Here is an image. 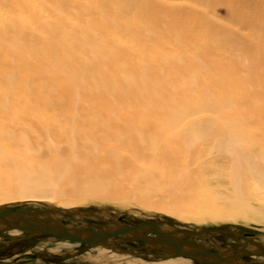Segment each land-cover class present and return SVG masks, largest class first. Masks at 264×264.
I'll use <instances>...</instances> for the list:
<instances>
[{
  "label": "bare ground",
  "instance_id": "1",
  "mask_svg": "<svg viewBox=\"0 0 264 264\" xmlns=\"http://www.w3.org/2000/svg\"><path fill=\"white\" fill-rule=\"evenodd\" d=\"M112 197L264 209V0H0V203Z\"/></svg>",
  "mask_w": 264,
  "mask_h": 264
},
{
  "label": "rangeland",
  "instance_id": "2",
  "mask_svg": "<svg viewBox=\"0 0 264 264\" xmlns=\"http://www.w3.org/2000/svg\"><path fill=\"white\" fill-rule=\"evenodd\" d=\"M72 9L75 10L74 7ZM87 199L82 200L83 202H72L67 199L54 202L45 198L39 200L15 199L1 202L0 209L47 208L51 205L68 208L79 207L93 210L105 219H117L129 225L153 222L167 228L189 231L202 228H228L264 242V209L262 210L263 204L259 199L249 198L245 205L238 204L234 208L231 205H222L223 208L232 210L230 213H233V216L228 219L210 218L196 214L176 216L152 206H143L132 199L123 197ZM239 211L246 212V216L239 214ZM73 217L65 219L68 223H75L88 228L91 227L90 223L102 224L93 218L83 219L78 215ZM200 241L212 249L246 247L244 241L230 235L208 234ZM116 243H119L123 248H133L140 245L121 241H116ZM184 259L183 257H169L164 253L146 255L116 253L104 247L89 248L84 244L48 236H26L19 230L0 233V264H197L192 260ZM244 262L246 264H260L263 259L247 258L244 259Z\"/></svg>",
  "mask_w": 264,
  "mask_h": 264
},
{
  "label": "water",
  "instance_id": "3",
  "mask_svg": "<svg viewBox=\"0 0 264 264\" xmlns=\"http://www.w3.org/2000/svg\"><path fill=\"white\" fill-rule=\"evenodd\" d=\"M93 218L102 224L91 227L71 224L65 218ZM81 219L82 221H85ZM18 229L26 236H52L59 240L78 242L90 247L103 246L117 253L146 255L164 253L169 257H186L197 264H246L244 259L261 258L264 264V242L247 234L228 228H202L196 231L176 230L153 222L129 225L122 221L108 220L91 210H63L54 207L0 209V233ZM208 234L230 235L241 239L244 248L224 247L212 249L202 243ZM116 241L138 243L137 247L123 248Z\"/></svg>",
  "mask_w": 264,
  "mask_h": 264
}]
</instances>
